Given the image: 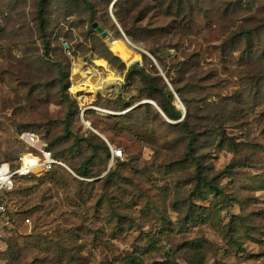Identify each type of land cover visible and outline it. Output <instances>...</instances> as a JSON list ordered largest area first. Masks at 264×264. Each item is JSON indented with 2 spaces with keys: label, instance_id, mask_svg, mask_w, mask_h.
Masks as SVG:
<instances>
[{
  "label": "rangeland",
  "instance_id": "1",
  "mask_svg": "<svg viewBox=\"0 0 264 264\" xmlns=\"http://www.w3.org/2000/svg\"><path fill=\"white\" fill-rule=\"evenodd\" d=\"M17 1L26 2L24 10L37 29V0ZM93 1L94 18L77 0H49L47 4L53 56L63 65V78L69 81L67 93L74 104L62 98L60 83H51L52 73L45 72L41 64L28 65L23 56L25 45L0 55V164L24 151L20 138L26 132L38 134L54 151L64 150L65 164L73 171L93 153L86 142L75 145V138H92L97 143L100 134L111 151L108 158L101 151L90 164L93 176L80 186L84 200L75 196L77 188L71 182L51 184V179L62 181L56 173L19 182L11 200L20 235L0 239V264H189L190 260L194 264L198 250L202 264H264V104L257 105L254 94H241L240 60L223 62L218 55L223 21L212 13L198 17L195 30L178 37L175 18L152 13L142 42L128 37L148 52L154 38L164 36L160 55L175 62L174 73L187 63L190 73L212 74L203 82L202 95L239 102L242 128L227 126L226 132L241 144L240 149L233 150L231 139L226 143L210 136L197 145L203 155L204 177L219 185L224 192L219 195L199 184L194 165L182 159L184 148L176 143L177 132L157 117L153 106L150 112L119 122L130 124L127 132L104 133L101 125L113 126L128 111L116 107L150 101L141 99L146 95L143 86L138 80L127 82L126 73L136 63L151 70L154 62L145 63L139 52L130 62L110 45L123 38L121 31L120 36L117 33L114 6L106 0ZM94 22L110 34L108 39L92 29ZM152 32L156 36L150 38ZM0 44L7 42L0 40ZM37 45L42 53L39 39ZM109 52L124 66L109 64ZM66 116L69 137L64 130ZM90 123L98 134L90 132ZM115 147L123 149V159L113 157ZM233 160L241 164L216 179ZM111 171L116 174L105 196L100 183ZM22 200L35 203L33 208L40 207L39 212L22 213L27 211L20 208Z\"/></svg>",
  "mask_w": 264,
  "mask_h": 264
},
{
  "label": "trees",
  "instance_id": "2",
  "mask_svg": "<svg viewBox=\"0 0 264 264\" xmlns=\"http://www.w3.org/2000/svg\"><path fill=\"white\" fill-rule=\"evenodd\" d=\"M77 1L83 4L93 18L96 16V3L93 0ZM48 2L49 0H37L36 20L38 27L36 29L33 23L30 22L28 12L24 10L25 5H27L26 2L0 0V40L3 43L7 42L6 45L0 44V55L5 56L7 53H10L12 47L17 48L18 46L25 45L24 60L28 62L29 66H38V64H41V68L45 69V72L52 73L54 79L51 83H60V95L67 100L69 105H72L75 102L67 93L68 78L67 76L63 78V65L59 60L54 59L51 40L48 36L46 19ZM106 2L107 4L111 2L112 5L114 3V15L120 28L127 38L129 37L136 42H142L141 38L144 36L145 23L152 13L157 16L175 18L176 21L174 24L176 25L178 37L188 35L189 32L194 31L197 27L198 17L204 16L205 18L211 13L217 17L219 16L225 26L223 39L217 49L221 61L227 62L229 59L233 61L234 59H239L242 74V81L240 83L241 94L245 96L247 93L254 94L256 96L254 102L259 106L264 104V0H106ZM110 17L112 18V16ZM118 30L117 33L119 32L120 36V29L118 28ZM25 31V35L22 34ZM176 32L175 34L170 32L169 35H176ZM23 36H27L28 39L26 37L24 39ZM155 36L152 32L150 38ZM163 38L164 36L160 37V39L155 37L151 43L152 46L147 47V51L157 61L165 78L170 82L174 91L171 90L155 63H150L151 70H148L139 63L132 65L126 73V80L130 83L138 80V85L143 86L142 93L146 94L141 99L147 98L155 102L170 121L178 122L177 124H170L154 108L157 117L163 123H166L172 131L177 132L176 143L184 148L182 159L185 160V163L190 162L194 165L195 173L199 177V184L205 185L214 193L222 195L224 192L220 189L219 185L204 177L205 165L202 163L203 155L197 149V145L203 142L202 140L207 136H210L215 141L230 142L231 138L227 136L226 127L231 126L235 129L242 128L243 116L241 110L238 108L239 102L237 100L223 98L221 95H218V99L216 97L211 99L208 95H202V92L206 89V86H203V82L208 80L212 74L202 77V73H190L191 71L187 68V63L177 71L178 73H174L173 70L176 69L175 62L172 59L167 62L160 55L164 48L160 44ZM38 39L42 42V53L37 45ZM139 53L145 63L150 61L151 58L149 56L141 52ZM108 54L107 60L109 64L115 65L119 62L121 66H124L119 58L113 56L110 52ZM46 59L50 62H47ZM45 86L48 87V83ZM190 92H193L194 95L191 96ZM175 94L186 108L185 118H183L184 111L176 103L177 97ZM241 94L238 97L239 99ZM122 99V95H119L118 102H121ZM133 105L129 104L124 107H116V109H124L127 111L135 106ZM151 107L149 104H143L125 113L123 116L116 118L118 122L113 124V126L107 124L101 125V128L104 133L110 134L112 132H118V134L127 132L130 124L119 122L128 120L132 116L143 113L144 111L146 113L150 112L152 111ZM90 126L95 130V126L92 123H90ZM92 129L90 132L96 135ZM64 130L65 136L69 137L71 135L69 116L65 118ZM58 140H62L61 137ZM95 141L92 138L84 139L77 137L74 139L75 145L78 146L82 142H86L93 151L92 155H89L88 159L79 168H73V171L68 167L74 173V176L65 168L56 167L45 177L53 173L58 174L62 181L59 182L56 179H51V184L59 186L64 184V182H71L77 188L75 196L84 200L86 194L84 190H81L80 186L85 185L84 182H87L86 180H89L93 176L91 169H89L90 164L98 158V154L101 151L107 155V158L111 153L109 145L104 142L105 140L101 138V140L98 139L97 143ZM47 143L49 145V142ZM231 144L235 151H238L241 147V144L235 143L233 140ZM115 149L122 148L115 147ZM49 150L55 159L65 164L63 156L66 155V152L64 150L56 149L57 151H54L50 145ZM23 152H25V148ZM22 153L13 161H5L2 163H10L12 166H15ZM239 164H241L240 161L233 160L223 172L217 175L216 179L229 175V171L235 169ZM115 174V171H111L106 175L105 179L101 180L100 184L102 185L103 195L107 196L111 191L110 182ZM33 178L36 179L37 177L25 179ZM25 179H20L17 185L21 180ZM87 185L94 186V188L97 186V184L92 183ZM17 187L4 195L5 200L11 203L10 209L14 211L13 219L15 223L17 212L11 197ZM94 188L90 191L89 196L93 195ZM34 204L29 200H22L20 208H27V211L22 213L25 215H35L39 212L40 207L33 208ZM48 210V208H44V211L49 214ZM42 218L41 216L38 219L41 220ZM18 233L16 229L13 230L11 239L19 237L20 234ZM195 248L198 250L200 246L197 244ZM197 253L194 264H202V255L199 250ZM135 264L139 263L135 262ZM189 264H191V260Z\"/></svg>",
  "mask_w": 264,
  "mask_h": 264
},
{
  "label": "built area",
  "instance_id": "3",
  "mask_svg": "<svg viewBox=\"0 0 264 264\" xmlns=\"http://www.w3.org/2000/svg\"><path fill=\"white\" fill-rule=\"evenodd\" d=\"M85 110L82 111V113ZM24 145L23 152L15 166L10 163L0 164V239L11 237L16 229L13 219L14 211L11 204L5 200L4 195L13 191L20 179L37 177L43 178L56 167L65 168L74 174L66 164L54 158L45 139L33 132H26L21 136ZM113 157L123 159V150L112 149Z\"/></svg>",
  "mask_w": 264,
  "mask_h": 264
},
{
  "label": "water",
  "instance_id": "4",
  "mask_svg": "<svg viewBox=\"0 0 264 264\" xmlns=\"http://www.w3.org/2000/svg\"><path fill=\"white\" fill-rule=\"evenodd\" d=\"M113 6H114V3H113V5H112V7H113ZM112 17L114 18V16H112ZM114 20H115V18H114ZM115 21H116V20H115ZM116 23H117V22H116ZM117 26H118V28L120 29V31H121V33H122V35H123V38H121V39L119 40V41H120V47H122L123 49H126V51H128V52L131 54V56H132L131 61H133V60L137 57L138 52L144 53V54H146L147 56H149V57L153 60V62L155 63V65H156V66L158 67V69L160 70L161 75L165 78V76H164V74H163L161 68L159 67L158 63L156 62V60H155V59H154V58H153L148 52H146L143 48L139 47V48H137L138 50L132 48L131 46H134L135 48L138 47V46L134 45V44H133V43H132V42H131L126 36H125V34L123 33L122 29L120 28L119 23H117ZM91 27H92V29L96 30V31L100 34V37H101L102 39L106 40V39H108V38L110 37V34H109L107 31H104L103 28L99 25L98 22H94V23L91 25ZM64 44H65V43H64ZM65 47L67 48V45H66V44H65ZM120 47H119V48H120ZM113 52H114V54H115L117 57L121 58L117 52H115V51H113ZM121 59H122V58H121ZM131 61H130V62H131ZM124 62L127 63V64L130 63V62H126V61H124ZM165 80H166V82L168 83V85H169V87L171 88V90L174 91L172 85L170 84V82H169L166 78H165ZM175 95H176V94H175ZM176 97H177V104H178V106L184 111L183 118H185V116H186V108L184 107V105L182 104L181 100L178 98L177 95H176ZM143 104H149V105L153 106L155 109H157V110L161 113L162 117H163L167 122H169L170 124H177V123H178V122H172V121H170V120L167 118V116L163 113V111L158 107V105H157L155 102H153V101H145V102H143V103H140L138 106H135V107L129 109L127 112H129L130 110H132V109H134V108H136V107H139V106H141V105H143ZM85 112H86V110L83 112V114H85ZM127 112H125V113H127ZM88 127H90V126H88ZM90 129H92V128H90ZM92 130H93V129H92ZM93 131H94L96 134H98L95 130H93ZM98 136L106 141V139H105L102 135L98 134Z\"/></svg>",
  "mask_w": 264,
  "mask_h": 264
},
{
  "label": "bare ground",
  "instance_id": "5",
  "mask_svg": "<svg viewBox=\"0 0 264 264\" xmlns=\"http://www.w3.org/2000/svg\"><path fill=\"white\" fill-rule=\"evenodd\" d=\"M110 44V43H109ZM110 45L116 46L118 51L120 52V54L126 59V60H130L132 59V56L130 55V53L128 51H126V49H123L122 47H120V42L119 40H113L112 43ZM120 47V48H119ZM134 49H137L138 47H134L131 46ZM116 50V49H115ZM138 50V49H137Z\"/></svg>",
  "mask_w": 264,
  "mask_h": 264
}]
</instances>
